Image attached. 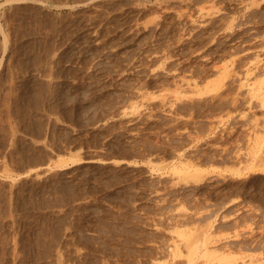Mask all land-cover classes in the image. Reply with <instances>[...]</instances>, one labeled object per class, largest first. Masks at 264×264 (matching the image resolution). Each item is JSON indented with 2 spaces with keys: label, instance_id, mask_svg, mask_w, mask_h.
I'll list each match as a JSON object with an SVG mask.
<instances>
[{
  "label": "rangeland",
  "instance_id": "obj_1",
  "mask_svg": "<svg viewBox=\"0 0 264 264\" xmlns=\"http://www.w3.org/2000/svg\"><path fill=\"white\" fill-rule=\"evenodd\" d=\"M263 100L264 0H0V264H264Z\"/></svg>",
  "mask_w": 264,
  "mask_h": 264
},
{
  "label": "bare ground",
  "instance_id": "obj_2",
  "mask_svg": "<svg viewBox=\"0 0 264 264\" xmlns=\"http://www.w3.org/2000/svg\"><path fill=\"white\" fill-rule=\"evenodd\" d=\"M134 1V0H133ZM38 43V42H37ZM36 43V44H37ZM35 46V45H34ZM33 58V57H32ZM35 60V59H34ZM248 73H246V75H247ZM247 78V77H246ZM190 80V79H189ZM181 81H184V80H181ZM43 82V81H42ZM47 82V81H46ZM186 82V81H185ZM188 82V81H187ZM194 82V81H193ZM184 83V82H183ZM40 84V83H39ZM194 84V83H193ZM192 84V85H193ZM46 85V84H45ZM185 85V84H184ZM189 85H190V83H189ZM196 85V84H195ZM194 85V86H195ZM43 86V85H42ZM41 87V86H40ZM49 87V86H48ZM188 87V86H187ZM193 87V86H192ZM249 87V86H248ZM44 88V87H43ZM46 88V87H45ZM186 88V87H185ZM250 88V87H249ZM193 89H195V87L193 88ZM251 89V88H250ZM52 90H53V88H52ZM252 90V89H251ZM43 92V91H42ZM50 91H48V93H49ZM35 93V92H34ZM252 93V92H251ZM257 93H258V91H257ZM261 93V92H260ZM36 94V93H35ZM39 94V93H38ZM38 94H36V95H38ZM45 95V94H44ZM35 96V95H34ZM48 97V96H47ZM37 98H38V96H37ZM37 98H35V99H37ZM51 99V98H50ZM48 100V99H47ZM32 101V100H31ZM264 101V100H263ZM46 103H48L47 101H46ZM36 104V103H35ZM62 104V103H61ZM57 105V104H56ZM36 107V106H35ZM41 107V106H40ZM25 108V107H24ZM53 108V107H52ZM61 108V107H60ZM29 110V109H28ZM54 112V111H53ZM26 114V113H25ZM64 114V113H63ZM25 121H26V119H25ZM35 121V120H34ZM30 125V124H29ZM30 127V126H29ZM32 129V128H31ZM38 130V129H37ZM25 149V148H24ZM32 149V148H31ZM29 151V150H28ZM36 154V153H35ZM72 154V153H71ZM30 156V155H29ZM63 157H61L60 156V158H58V160L56 161V163L54 164V166H56L57 168H65V167H67V166H69V165H72V164H75V163H78V162H81L82 161V158L81 157H76V156H68L67 155V157H64V155H62ZM90 160V159H89ZM87 161V160H86ZM102 161V160H101ZM99 164V163H98ZM190 166V165H189ZM194 167V166H193ZM192 167V168H193ZM185 168V167H184ZM183 170V169H182ZM186 169H184V171H185ZM191 170H194V171H198V168H196V167H194L193 169H187L186 171L187 172H190ZM177 171V170H176ZM178 171H181V169L180 170H178ZM185 171V172H186ZM64 187H65V185H64ZM65 191V190H64ZM65 193V192H64ZM65 196V195H64ZM66 197H67V194H66ZM64 199V198H63ZM170 214V213H169ZM185 214V213H184ZM186 214H188V213H186ZM192 214V213H191ZM182 216V215H181ZM184 216V215H183ZM189 216V215H188ZM184 218V217H183ZM52 228V227H51ZM51 230V229H50ZM49 230V231H50ZM59 231V230H58ZM51 232V231H50ZM205 232V231H204ZM209 231H207V233H208ZM58 233V232H57ZM186 233V232H185ZM184 233V234H185ZM183 234V233H182ZM183 234V235H184ZM187 234V233H186ZM189 234V233H188ZM206 234V233H205ZM210 234V233H209ZM191 236V235H190ZM195 236V235H194ZM199 236V235H198ZM204 236L206 237V239L204 238ZM203 236V240L201 239V240H199V237H196V238H194L193 239V237H192V239H187L186 241L187 242H185L184 241V243L186 244H184L185 245V247H183V249L185 248V250H186V247H187V252L185 251V252H183V253H185V257H183L182 255H180V254H182L181 253V251H180V249L179 248H177V246L175 247V246H171V248L172 247H174V248H172L174 251H173V256H175V255H180V257H177V258H181V257H183V258H187L186 259V264H232V263H234V255H230V254H223L222 256H220V253L217 255L216 254V252L218 253V251H221V249H219L218 251H216V250H214L213 249V247H215V246H213L212 247V245L210 246V247H212V249L210 248H208V246H207V244L209 243V242H207V240H208V235L206 234V235H204ZM211 236V235H210ZM209 236V237H210ZM201 238V237H200ZM210 240V239H209ZM208 240V241H209ZM213 242V241H212ZM214 243V242H213ZM203 244V245H202ZM46 245V244H45ZM175 245V244H174ZM182 245V244H181ZM181 245H178V247L179 246H181ZM200 245H202V247H200ZM182 247V246H181ZM165 248V247H164ZM176 248V249H175ZM220 248V247H219ZM179 249V250H178ZM178 252H180V254H178ZM188 253V254H187ZM186 254H187V257H186ZM164 255V254H163ZM164 257V256H163ZM165 258V257H164ZM67 259V258H66ZM184 259V260H185ZM128 260V259H127ZM163 260H165V259H163ZM176 260V259H175ZM56 261V260H55ZM58 262V261H57ZM63 262V261H62ZM61 262V263H62ZM66 262V261H65ZM64 262V263H65ZM163 262V261H162ZM177 262V261H176ZM236 262V261H235ZM67 263V262H66ZM56 264V263H55ZM159 264H163V263H161V261H160V263ZM170 264V263H169ZM174 264V263H173ZM176 264V263H175ZM178 264V263H177Z\"/></svg>",
  "mask_w": 264,
  "mask_h": 264
}]
</instances>
